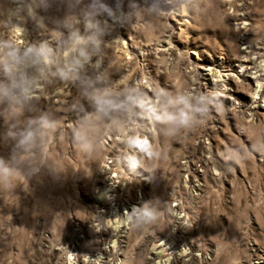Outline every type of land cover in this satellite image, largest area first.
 Returning <instances> with one entry per match:
<instances>
[{
    "label": "rangeland",
    "instance_id": "1",
    "mask_svg": "<svg viewBox=\"0 0 264 264\" xmlns=\"http://www.w3.org/2000/svg\"><path fill=\"white\" fill-rule=\"evenodd\" d=\"M0 264H264V0H0Z\"/></svg>",
    "mask_w": 264,
    "mask_h": 264
},
{
    "label": "clouds",
    "instance_id": "2",
    "mask_svg": "<svg viewBox=\"0 0 264 264\" xmlns=\"http://www.w3.org/2000/svg\"><path fill=\"white\" fill-rule=\"evenodd\" d=\"M79 54H80L81 57H84L85 60L87 59V55H86V53L84 51L81 50ZM41 55L44 57V62L47 63L48 61H47L46 53L42 52ZM65 55H67V53H65ZM9 56H11L13 59H15L14 52L9 53ZM79 64H80L79 60H73L71 62H68L65 65L67 72L75 71V69L79 66ZM19 88H20L19 95L17 97H13V99L15 100L16 103H20L22 100L28 99L29 96L31 95L30 90L27 87H25L23 84H20ZM94 99H95V103L97 104V106L101 110L103 109V107L106 104L110 103L109 101L104 99L103 95H96L94 97ZM201 100H202V98H201ZM199 102H201V101L198 100V103ZM175 103L183 104L184 107L179 109L176 114L165 112L162 117H158V118L162 119V120H167V121L178 120L180 123H186L190 119V113L185 110V109H189L190 108V105L188 103L187 98L180 97V98H178L175 101ZM196 111H203V109L202 108H197ZM40 123H41V127H43V128H48L50 126L48 124V122L45 121V120H41ZM32 136H33V133L31 131L27 132L26 134H24V137H23V140L21 141V143H24L25 141L31 140ZM146 144H147L146 141L145 142H139V141L137 142V146L140 147L141 150H144V151H147ZM135 164H136V161L134 159L130 160V166L134 167ZM5 171H6V169H5ZM143 211H144V215L146 217H150L152 215L151 211L149 209H147V208H145Z\"/></svg>",
    "mask_w": 264,
    "mask_h": 264
}]
</instances>
